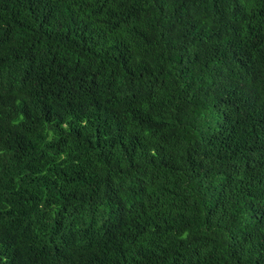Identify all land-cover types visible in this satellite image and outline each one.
I'll return each instance as SVG.
<instances>
[{"label": "trees", "instance_id": "1", "mask_svg": "<svg viewBox=\"0 0 264 264\" xmlns=\"http://www.w3.org/2000/svg\"><path fill=\"white\" fill-rule=\"evenodd\" d=\"M0 264H264V0H0Z\"/></svg>", "mask_w": 264, "mask_h": 264}]
</instances>
